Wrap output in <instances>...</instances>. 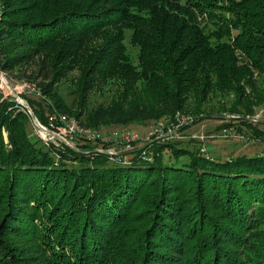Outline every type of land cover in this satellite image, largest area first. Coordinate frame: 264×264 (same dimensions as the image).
<instances>
[{"label":"trees","instance_id":"trees-1","mask_svg":"<svg viewBox=\"0 0 264 264\" xmlns=\"http://www.w3.org/2000/svg\"><path fill=\"white\" fill-rule=\"evenodd\" d=\"M0 68L38 82L43 96L23 97L45 125L107 83L119 98L87 126L203 120L213 85L234 95L225 110L254 113L264 0H0ZM73 71L76 111L55 89ZM30 122L0 101V264H264V148L222 159L134 140L112 160L80 135L46 144Z\"/></svg>","mask_w":264,"mask_h":264},{"label":"rangeland","instance_id":"rangeland-1","mask_svg":"<svg viewBox=\"0 0 264 264\" xmlns=\"http://www.w3.org/2000/svg\"><path fill=\"white\" fill-rule=\"evenodd\" d=\"M45 29L42 30L44 32ZM129 32V31H128ZM126 43L128 44V50L130 51L131 57L137 56L138 47L130 44L129 36L126 39ZM75 73L77 71H73L68 76H63L60 78V81L55 85V89L59 91V93L64 98L67 105L70 107V111L78 110L79 106L77 105V92H76V84L77 80L75 78ZM7 74V79H9V83L11 87L15 86L17 82L28 81L29 83H35L36 85V94H27L28 98L41 97L43 96L42 91L40 90V86L37 81H33L31 79L24 80H16V77L13 78L9 73ZM255 82H257V87L261 90L264 88V76L258 77ZM32 90L35 87L32 84ZM96 86V88L89 92V103L86 105L85 109L80 110L79 116L76 113L62 112L59 116H63L67 118V121H77L79 124L83 126L85 125L83 122L90 120V115L94 110L99 106H107L110 105L111 102L117 100L119 97V85L117 83H107L100 84ZM9 89L8 87H6ZM14 88V87H13ZM264 90V89H263ZM34 91V90H33ZM234 95L226 90L221 89L220 87L213 85V91L207 97V101L204 104V111L206 114L210 116H206L203 120H198L195 122H191L187 124L183 130H181V137L177 138L184 145L189 147H200L202 151L207 155H212L217 158L227 159L229 157L237 156L240 154L253 155L258 153V151H262L264 148V139L259 136H253L249 130V127H255L258 131L264 133V102L255 107L254 113H246V112H233L229 110H225L227 106L233 101ZM1 97V94H0ZM25 101V105L32 109V105L27 98H23ZM20 106V105H19ZM21 107V106H20ZM22 109V108H21ZM23 110V109H22ZM33 110V109H32ZM65 111V109H64ZM183 112V111H182ZM186 113V112H183ZM191 114V113H190ZM28 115V114H27ZM58 116V117H59ZM30 118V127L34 133L38 134L40 137L39 130L35 126L33 122V117L28 115ZM195 117V116H194ZM61 118V117H59ZM155 122H149L147 124H138L132 123L129 125H121V126H105L100 125L99 127H94L98 129V131H108L113 129H121L123 127L129 128L132 131L141 134H144L148 127ZM240 126V127H239ZM88 127V126H87ZM91 127V126H90ZM240 128V129H239ZM227 130V134L223 135V130ZM104 132V133H105ZM65 137H71V134L63 133ZM5 138L6 134L4 133ZM264 136V135H263ZM42 138V137H41ZM43 139V138H42ZM176 139V138H175ZM43 141H45L43 139ZM46 142V141H45ZM93 144L98 147L103 146L105 143H109V151L117 154L118 159H121V152L127 151L128 147H125L124 143L120 142H108L101 141L97 139L92 140ZM53 143V140H50L46 144ZM75 144V140L71 142ZM106 148V146H104ZM108 149V148H107ZM169 155L166 154V156ZM132 155L124 154L123 161L124 163H128L130 161ZM113 160V159H112ZM172 160V158H171ZM120 162V160H116Z\"/></svg>","mask_w":264,"mask_h":264},{"label":"built area","instance_id":"built-area-1","mask_svg":"<svg viewBox=\"0 0 264 264\" xmlns=\"http://www.w3.org/2000/svg\"><path fill=\"white\" fill-rule=\"evenodd\" d=\"M7 74L5 71H3L0 68V101L7 98L8 96H11L18 105L21 106V108L30 116L33 117V122L37 129L39 130V133L41 137L47 142L50 140H53V143L56 145H60V143L65 142L69 145H74L71 142L76 140L75 136H84L87 137L90 140H96L100 139L101 141H110V142H120L124 143L125 147L131 148V143L134 140L139 141H150L153 139H177L181 137V130L183 128L191 123L195 122V117L191 113H183L182 111H177L175 115L170 118L169 120H161L154 124H151L148 127V130L144 134H139L134 131H132L129 128L123 127L121 129H113L108 131L100 132L98 129L90 126H83L79 124L77 121L69 122L67 121L66 117H63L62 115L59 116V120L56 119L54 115H50V122L49 125L43 124L34 114L33 110L28 106H26L24 103V97L23 92L28 94H36V84L35 83H29L28 81H22L17 82L15 86L11 87L9 83V79H7ZM32 84H34V88L32 90ZM8 87L9 89H7ZM70 133L71 137L70 139L65 137L63 134ZM105 132V133H104ZM227 134V130H223V135ZM108 148V149H107ZM98 151L100 152H107L110 154L111 159H118L119 157L116 156L117 154L113 153L112 151H109V147H98Z\"/></svg>","mask_w":264,"mask_h":264}]
</instances>
